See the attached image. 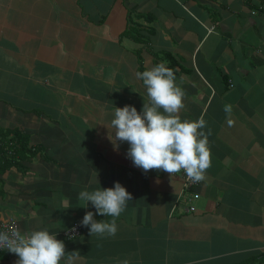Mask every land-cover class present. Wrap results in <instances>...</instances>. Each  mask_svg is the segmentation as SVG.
<instances>
[{"label":"crops","instance_id":"crops-1","mask_svg":"<svg viewBox=\"0 0 264 264\" xmlns=\"http://www.w3.org/2000/svg\"><path fill=\"white\" fill-rule=\"evenodd\" d=\"M162 61L185 93L181 119L211 130V166L186 190L180 172L144 173L127 142L108 139L115 107L139 112L147 101L136 73ZM15 132L26 152L4 146L16 162L0 169V220L22 233L47 228L80 253L77 264L264 254V0H0V138ZM115 182L132 196L115 236L82 226L67 238L87 211L112 219L77 195ZM17 259L0 252V264Z\"/></svg>","mask_w":264,"mask_h":264},{"label":"clouds","instance_id":"clouds-1","mask_svg":"<svg viewBox=\"0 0 264 264\" xmlns=\"http://www.w3.org/2000/svg\"><path fill=\"white\" fill-rule=\"evenodd\" d=\"M136 76L146 89L147 101L139 112L131 105L115 107L108 139L115 149L127 142V158L144 173L157 170L172 176L183 171L189 181H203L211 166L208 145L211 130L204 131L207 122L203 118L181 119L185 93L176 83L174 70L162 61L137 72ZM224 112L228 126H233L232 106L226 104ZM131 199V194L119 182L110 188L81 190L77 195V200L82 202L80 207L87 208L91 202L96 214L112 217L110 221L97 220L92 211H87L81 226L89 228L90 236H115L116 218ZM0 249L15 254L18 257L15 264H77L81 258L78 251L66 253L64 242L47 228L24 233L18 228L0 231ZM122 264L129 262L124 260Z\"/></svg>","mask_w":264,"mask_h":264},{"label":"trees","instance_id":"trees-1","mask_svg":"<svg viewBox=\"0 0 264 264\" xmlns=\"http://www.w3.org/2000/svg\"><path fill=\"white\" fill-rule=\"evenodd\" d=\"M1 136V135H0ZM7 134H3V138H0V169H5L11 164L16 162L15 156H7L4 151V146L10 141L13 143L14 148L16 150V154L19 156L20 153H25V145L22 144L23 140L22 137L18 135V133H13L10 137L6 140ZM240 264H264V254L259 256H254Z\"/></svg>","mask_w":264,"mask_h":264},{"label":"built area","instance_id":"built-area-1","mask_svg":"<svg viewBox=\"0 0 264 264\" xmlns=\"http://www.w3.org/2000/svg\"><path fill=\"white\" fill-rule=\"evenodd\" d=\"M10 144L12 145L11 142ZM7 152L9 154H14L13 148H9ZM180 176L182 178V190L189 189L190 187H193V185L196 184V183L189 181L183 171L180 172ZM187 200L188 201L193 200V196L192 195L187 196ZM172 210H173V207H172ZM186 211H193V205H189ZM12 228L19 229L18 223L15 219L8 218V219L0 220V231H8L9 229H12ZM81 232H82V226L79 222H77L73 224L70 228L66 229L63 234L67 238H73L75 236L80 235ZM0 252H8V251L6 249H0Z\"/></svg>","mask_w":264,"mask_h":264}]
</instances>
